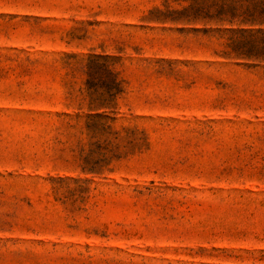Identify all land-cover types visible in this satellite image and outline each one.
I'll return each instance as SVG.
<instances>
[{
  "label": "rangeland",
  "instance_id": "rangeland-1",
  "mask_svg": "<svg viewBox=\"0 0 264 264\" xmlns=\"http://www.w3.org/2000/svg\"><path fill=\"white\" fill-rule=\"evenodd\" d=\"M253 0H0V264H264Z\"/></svg>",
  "mask_w": 264,
  "mask_h": 264
},
{
  "label": "trees",
  "instance_id": "trees-1",
  "mask_svg": "<svg viewBox=\"0 0 264 264\" xmlns=\"http://www.w3.org/2000/svg\"><path fill=\"white\" fill-rule=\"evenodd\" d=\"M242 19L243 23L264 25V0H253L248 5L230 6L225 3L218 15H228Z\"/></svg>",
  "mask_w": 264,
  "mask_h": 264
}]
</instances>
